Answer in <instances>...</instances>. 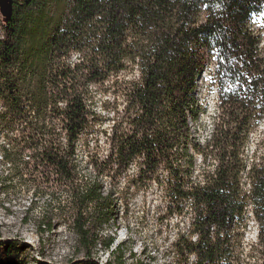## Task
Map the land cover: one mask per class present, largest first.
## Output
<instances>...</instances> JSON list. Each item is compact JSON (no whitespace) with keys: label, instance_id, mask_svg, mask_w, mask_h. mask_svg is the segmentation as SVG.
Segmentation results:
<instances>
[{"label":"trees","instance_id":"trees-1","mask_svg":"<svg viewBox=\"0 0 264 264\" xmlns=\"http://www.w3.org/2000/svg\"><path fill=\"white\" fill-rule=\"evenodd\" d=\"M49 1L13 0L1 21L0 101L22 127L3 154L21 176L44 174L36 192L52 189L57 175L65 180L85 253L72 264H101L92 257L98 244L112 255L105 264H126L116 236L99 233L114 211L99 176L117 178L133 161L129 187L156 182L165 191L159 221L191 210L195 238L181 232L176 243L183 257L236 264L253 220L246 263L264 264V0H66L55 20ZM200 79L217 96L204 137L210 108L198 96ZM94 87L125 104L103 130L107 159L91 162L96 177L81 182L75 145L104 122ZM17 245L0 242L3 264H18Z\"/></svg>","mask_w":264,"mask_h":264},{"label":"rangeland","instance_id":"rangeland-1","mask_svg":"<svg viewBox=\"0 0 264 264\" xmlns=\"http://www.w3.org/2000/svg\"><path fill=\"white\" fill-rule=\"evenodd\" d=\"M65 3L66 0L49 1V11L54 20L61 15ZM3 18L0 6L1 36L4 35L1 25ZM54 20L50 25L54 24ZM93 90H95L93 106L104 122L89 132L88 139L80 138L75 145L77 163L82 173L81 182L96 177L91 162L107 159L110 145L103 130L110 129L114 121L113 109L119 105L123 108L125 104L123 99H119L111 90L103 92L99 87H94ZM198 96L205 99L210 108V113L205 116L207 128L203 130L204 137L211 127L208 119L215 112L217 96L215 91H208L202 79ZM62 105V102L59 103V106ZM50 111L49 116L54 114L51 108ZM54 123L58 129L56 144L64 150L67 148L66 132L58 119L55 118ZM20 124L18 119L12 120L10 113L0 101V242L18 243L17 246L21 248L16 255L18 264L77 263L85 258V253L78 246V237L73 225L71 191L66 188L65 180L57 175L55 184L49 182L53 186L52 189L36 192L33 187L44 174L26 170L25 175L21 176L4 157L5 148L19 143L22 136ZM25 160L28 161L29 158L26 156ZM137 164V161H133L130 171L117 178L105 173L99 176L103 195L110 196L114 207L113 218L104 225L103 231L99 232L101 238L116 236V243L122 244L126 264H195L194 256L183 257L176 245L181 232L185 234L186 239L195 238L189 234L191 210L189 209L190 211L183 216L174 215L172 218L159 221L158 217L166 209L165 191L156 182L148 188H138L134 185L129 187V182L137 179L135 176ZM160 173L163 176V171ZM47 216L55 217L50 229L43 224ZM246 231V242L240 247L236 264H250L246 263V253L249 243L257 236V225L253 220H250ZM108 252L102 244H98L93 250L92 257L105 264L112 259ZM3 262L4 259L1 257L0 264ZM251 262L255 263L253 260Z\"/></svg>","mask_w":264,"mask_h":264},{"label":"water","instance_id":"water-1","mask_svg":"<svg viewBox=\"0 0 264 264\" xmlns=\"http://www.w3.org/2000/svg\"><path fill=\"white\" fill-rule=\"evenodd\" d=\"M1 11L4 17L9 18L13 14V0H0Z\"/></svg>","mask_w":264,"mask_h":264},{"label":"snow or ice","instance_id":"snow-or-ice-1","mask_svg":"<svg viewBox=\"0 0 264 264\" xmlns=\"http://www.w3.org/2000/svg\"><path fill=\"white\" fill-rule=\"evenodd\" d=\"M206 79H209V80H210V79H211V77H206Z\"/></svg>","mask_w":264,"mask_h":264},{"label":"bare ground","instance_id":"bare-ground-1","mask_svg":"<svg viewBox=\"0 0 264 264\" xmlns=\"http://www.w3.org/2000/svg\"><path fill=\"white\" fill-rule=\"evenodd\" d=\"M101 264H104L103 262H100Z\"/></svg>","mask_w":264,"mask_h":264}]
</instances>
